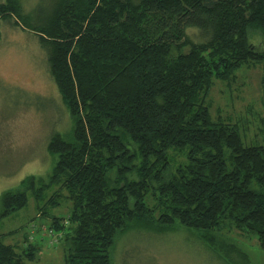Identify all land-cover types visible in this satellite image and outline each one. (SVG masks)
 <instances>
[{
	"label": "trees",
	"instance_id": "16d2710c",
	"mask_svg": "<svg viewBox=\"0 0 264 264\" xmlns=\"http://www.w3.org/2000/svg\"><path fill=\"white\" fill-rule=\"evenodd\" d=\"M12 19L47 52L72 127L49 140L50 173L3 192L0 224L33 198L65 264H113L134 229L184 228L214 253L239 233L264 251V145L208 103L215 80L264 65V0H54L34 14L3 0L0 20ZM64 200L68 215H55ZM34 222L21 246L0 235V264L38 260Z\"/></svg>",
	"mask_w": 264,
	"mask_h": 264
},
{
	"label": "rangeland",
	"instance_id": "374dc122",
	"mask_svg": "<svg viewBox=\"0 0 264 264\" xmlns=\"http://www.w3.org/2000/svg\"><path fill=\"white\" fill-rule=\"evenodd\" d=\"M20 2L25 13L34 14L49 12L54 0ZM0 30L1 198L3 192L16 189L27 176H44L52 171L55 159L47 149L49 140L54 133L70 132L72 122L37 35L15 25L14 19L0 20ZM190 34L200 41L196 30H190ZM250 38L253 43L262 40L258 33ZM208 101L214 120H232L246 143L264 145V65L245 66L230 81L215 80ZM184 161L179 155L171 167ZM147 202L152 201L147 198ZM36 206L31 198L28 207L0 224V235L5 234L6 243L21 246L35 221L39 230L32 236L40 249L38 260L29 264H65L67 246L61 234H51V217L41 220ZM70 206L64 200L53 213L66 216ZM227 235L231 237L220 241L218 253H214L184 228L164 234L134 229L117 239L113 264H264V251L256 239L239 233Z\"/></svg>",
	"mask_w": 264,
	"mask_h": 264
},
{
	"label": "built area",
	"instance_id": "2783aa9c",
	"mask_svg": "<svg viewBox=\"0 0 264 264\" xmlns=\"http://www.w3.org/2000/svg\"><path fill=\"white\" fill-rule=\"evenodd\" d=\"M52 235H54V233L52 231H50Z\"/></svg>",
	"mask_w": 264,
	"mask_h": 264
}]
</instances>
